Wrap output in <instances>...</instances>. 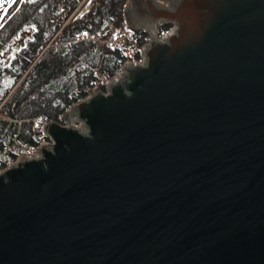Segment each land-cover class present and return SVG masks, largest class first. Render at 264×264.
<instances>
[{
	"label": "water",
	"instance_id": "obj_1",
	"mask_svg": "<svg viewBox=\"0 0 264 264\" xmlns=\"http://www.w3.org/2000/svg\"><path fill=\"white\" fill-rule=\"evenodd\" d=\"M124 16L142 62L0 171V264H264V0Z\"/></svg>",
	"mask_w": 264,
	"mask_h": 264
},
{
	"label": "trees",
	"instance_id": "obj_2",
	"mask_svg": "<svg viewBox=\"0 0 264 264\" xmlns=\"http://www.w3.org/2000/svg\"><path fill=\"white\" fill-rule=\"evenodd\" d=\"M82 1L24 0L0 25V171L5 155L19 154L20 142H39L34 119L63 123L64 114L89 96L100 72L113 77L124 63L111 42L129 31L128 0H92L86 14L72 17ZM88 32L95 40H78ZM134 35L139 50L148 35Z\"/></svg>",
	"mask_w": 264,
	"mask_h": 264
},
{
	"label": "built area",
	"instance_id": "obj_3",
	"mask_svg": "<svg viewBox=\"0 0 264 264\" xmlns=\"http://www.w3.org/2000/svg\"><path fill=\"white\" fill-rule=\"evenodd\" d=\"M92 0H83L81 4L78 6V8L75 10L73 13L72 17H78V16H83L86 14L91 7ZM158 32L157 35L161 36L162 35V30L166 34L168 33L169 29L175 28V24L172 22H164L163 24H158L157 25ZM139 31V30H138ZM148 35V42L150 40V35L145 31V30H140ZM87 35L83 34L80 37H78V40H95V35L93 33H86ZM113 47L121 50L123 52V55L125 57L124 63L126 61H131L133 62L135 59L139 62H142V48L143 46L138 50L137 49V39L134 35V31L131 29L129 31H125L123 33H120L117 35V37L111 42ZM146 43V44H147ZM123 63V65H124ZM122 65V66H123ZM122 67L120 68V70ZM119 71V70H118ZM116 76V73H115ZM115 76L110 77L106 73L100 72L97 79L94 82V85L92 86L91 89H94L96 87H99V89L104 93H108V87L107 83L109 80H114ZM46 119H34L33 124H34V132H35V137L39 140V143L33 145L28 142H20L18 144L19 148V154L16 157H10L8 155H5L3 157L4 162L6 163V168L10 167L12 164H14L17 159L22 156L23 154H26L27 156H31L32 153L35 151L36 148L40 147L42 142H49L53 143V140L44 132V125L47 123ZM63 126L67 125V122L64 120L63 123H60ZM76 126H79L80 122L77 121L75 122ZM11 148L5 147V151L8 152L10 151ZM3 169V170H4Z\"/></svg>",
	"mask_w": 264,
	"mask_h": 264
},
{
	"label": "rangeland",
	"instance_id": "obj_4",
	"mask_svg": "<svg viewBox=\"0 0 264 264\" xmlns=\"http://www.w3.org/2000/svg\"><path fill=\"white\" fill-rule=\"evenodd\" d=\"M12 3H13L12 0H0V22L2 21V19L4 18L6 14L7 7ZM15 45L16 44L12 45V47H14ZM34 136H35V132H34Z\"/></svg>",
	"mask_w": 264,
	"mask_h": 264
},
{
	"label": "flooded vegetation",
	"instance_id": "obj_5",
	"mask_svg": "<svg viewBox=\"0 0 264 264\" xmlns=\"http://www.w3.org/2000/svg\"><path fill=\"white\" fill-rule=\"evenodd\" d=\"M23 1L24 0H15L14 3L10 4L7 7L6 14H5L4 18L2 19V21L0 22V25L3 23L4 19L7 17L9 12H11V11L16 12L21 8Z\"/></svg>",
	"mask_w": 264,
	"mask_h": 264
},
{
	"label": "snow or ice",
	"instance_id": "obj_6",
	"mask_svg": "<svg viewBox=\"0 0 264 264\" xmlns=\"http://www.w3.org/2000/svg\"><path fill=\"white\" fill-rule=\"evenodd\" d=\"M12 2L14 3V2H15V0H12ZM85 35H87V34L85 33Z\"/></svg>",
	"mask_w": 264,
	"mask_h": 264
},
{
	"label": "clouds",
	"instance_id": "obj_7",
	"mask_svg": "<svg viewBox=\"0 0 264 264\" xmlns=\"http://www.w3.org/2000/svg\"><path fill=\"white\" fill-rule=\"evenodd\" d=\"M161 2H163V0H161Z\"/></svg>",
	"mask_w": 264,
	"mask_h": 264
}]
</instances>
